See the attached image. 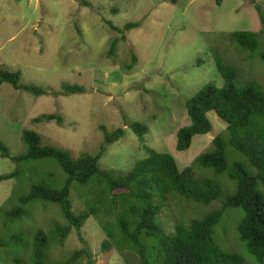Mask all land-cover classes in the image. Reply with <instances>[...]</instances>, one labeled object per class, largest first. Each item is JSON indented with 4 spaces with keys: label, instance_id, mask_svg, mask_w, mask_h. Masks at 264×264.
<instances>
[{
    "label": "rangeland",
    "instance_id": "rangeland-1",
    "mask_svg": "<svg viewBox=\"0 0 264 264\" xmlns=\"http://www.w3.org/2000/svg\"><path fill=\"white\" fill-rule=\"evenodd\" d=\"M255 1L264 12V0ZM129 24L138 26L128 31ZM239 31L262 33L261 43L254 51L238 48L234 34ZM263 54L264 24L250 0H0V70L19 72L22 85L47 92L35 97L8 83L0 87V142L11 157L22 155L27 128L39 133L43 144L94 156L107 134L123 129L124 136L99 161L101 170L129 173L149 148L171 154L183 171L212 150L214 138L227 127L216 112L210 113L213 132L196 136L188 151L178 152V131L191 124L186 102L208 84L225 86L219 62L235 73L236 87L254 83L264 93ZM65 85L82 91L68 95ZM46 114L59 116L62 125L33 123ZM134 124L145 130L143 142ZM227 150L230 163L239 158L233 148ZM194 169L232 190L226 174ZM15 170L18 177L0 182V264H34L14 240L21 238L30 247L39 230L58 240L52 231L58 222L66 226L61 208L36 202L17 223H8L2 209L17 204L32 179L60 187L65 174L54 161L18 164L0 156V176ZM71 196L74 212L87 209L85 193L73 189ZM220 208L221 203L208 208L179 200L162 216L174 232L176 220L202 219ZM243 215L241 209L227 210L215 228V241L223 252L240 255L244 264H264L240 240L237 227ZM102 226V220L91 218L80 234L73 229L63 246L54 242L47 247L49 260L63 264L74 251L89 250L95 264H139L138 255L128 249L102 252ZM74 264H88V259L82 256Z\"/></svg>",
    "mask_w": 264,
    "mask_h": 264
},
{
    "label": "trees",
    "instance_id": "trees-1",
    "mask_svg": "<svg viewBox=\"0 0 264 264\" xmlns=\"http://www.w3.org/2000/svg\"><path fill=\"white\" fill-rule=\"evenodd\" d=\"M250 1L264 24L262 6L255 0ZM137 26L129 24L126 30ZM110 27L119 32L112 24ZM261 34L239 31L234 37L238 48L254 51L261 43ZM118 42L112 43L110 54ZM218 66L226 81L225 86L219 88L208 84L186 102L191 124L178 131L176 149L178 152L188 151L196 136L213 132L210 113L216 112L227 127L214 138L212 150L201 154L183 171L171 154L157 153L149 148L147 157L129 173L117 175L101 170L99 161L107 147L124 136L123 129L107 134L99 153L94 156L85 152L73 154L61 147L43 144L40 134L27 128L22 131L26 146L22 155L11 157L8 147L0 142L3 159L9 158L18 164L50 160L56 162L65 174L64 182L59 180V183L63 182L60 187L47 182L35 184L32 179L29 192L20 196L17 204L2 209L8 223H17L28 216L26 208L36 202L53 203L61 208L66 226L58 222L52 231L58 240L43 230L36 232L30 247L21 238L14 240L16 245L28 251L34 264H61L49 260L51 249L47 247L54 242H58L55 246H63L73 229L80 234L91 218L103 221L106 240L101 250L104 254L117 246L120 251L135 252L139 264H244L240 255L223 252L214 238L215 228L229 209L243 210L244 215L237 227L240 240L250 255L264 263V93L254 83L236 87L233 82L235 73L220 62ZM20 80L19 72L0 70V87L8 83L15 90L35 97L47 94L35 86L22 85ZM63 89L68 95L82 91L78 86L65 85ZM54 121L60 125L63 123L55 114L33 119L35 125ZM133 129L143 142L145 130L142 126L134 124ZM228 147L233 148L240 159L230 163ZM195 166L210 170L214 176L226 174L232 182V190L208 176L199 175ZM19 173L15 170L0 176V182L15 179ZM73 189L86 194L85 211L74 212ZM179 200L208 208L221 203V208L202 219L176 220L175 231L169 232L167 223L170 220L167 222L162 215ZM82 256L88 259V264H95L89 250L74 251L63 264H74Z\"/></svg>",
    "mask_w": 264,
    "mask_h": 264
}]
</instances>
